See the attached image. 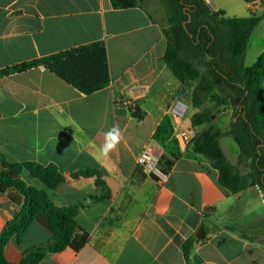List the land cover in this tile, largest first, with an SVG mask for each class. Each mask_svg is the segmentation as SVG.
Masks as SVG:
<instances>
[{
  "label": "crops",
  "instance_id": "1",
  "mask_svg": "<svg viewBox=\"0 0 264 264\" xmlns=\"http://www.w3.org/2000/svg\"><path fill=\"white\" fill-rule=\"evenodd\" d=\"M145 1L115 9L111 0H0V71L95 42H103L108 54L110 85L90 95L42 66L0 77V158L57 166L64 182L54 190L28 171L22 178L58 207L78 205L76 222L88 234L79 252H48L38 264H186L183 244L189 239L198 240L189 264H264V198L258 188L230 193L210 161L190 149L164 179L138 165L143 152L156 160L164 153L153 139L164 116L174 130L205 127L191 123L204 108L191 103L194 86L183 85L164 62V10L157 7V19ZM206 2L229 18L264 13V0ZM263 53L264 19L250 37L245 65L253 66ZM127 90L142 119L121 104ZM178 102L186 106L179 119L173 114ZM231 122L232 109L220 108L214 124L227 132ZM113 125L122 140L104 158L99 148ZM221 146L226 155L228 146ZM12 195L18 193L0 192V235L21 211ZM201 226L205 236L198 239ZM53 243L52 233L34 221L11 238L6 260L20 264Z\"/></svg>",
  "mask_w": 264,
  "mask_h": 264
},
{
  "label": "trees",
  "instance_id": "2",
  "mask_svg": "<svg viewBox=\"0 0 264 264\" xmlns=\"http://www.w3.org/2000/svg\"><path fill=\"white\" fill-rule=\"evenodd\" d=\"M254 3L260 0H244ZM115 9L141 6L143 0H111ZM165 13L167 27L164 62L183 85L194 86L191 103L204 107L195 114L193 126H205L191 141L194 154L207 158L218 171L220 186L232 194L249 188H258L264 198V53L253 66L245 65L250 37L264 19L225 17L224 12L213 11L206 0H159ZM45 67L60 79L85 95L103 90L110 85L109 61L106 45L95 42L0 71V77ZM195 84V85H194ZM211 102L212 106H207ZM222 107L232 109L230 129L223 132L215 124V115ZM137 119L140 112L132 110ZM174 127L166 115L161 120L153 139L164 153L157 160L163 174H168L175 161L182 156L181 148L173 137ZM223 137H232L239 152L236 165L226 157ZM0 192L15 190L10 196L21 207L13 221L0 235V264H10L5 250L14 235L21 236L34 221L46 227L54 243L37 248L26 255L20 264H38L48 252H60L71 247L79 252L88 240V234L76 222L78 205L58 207L48 193L29 185L23 178L28 171L31 178L39 179L48 189L54 190L64 182V176L55 165L12 164L0 158ZM240 237L259 242L257 236L246 231L229 228ZM198 240L189 239L183 244L186 264L190 263L192 248Z\"/></svg>",
  "mask_w": 264,
  "mask_h": 264
},
{
  "label": "built area",
  "instance_id": "3",
  "mask_svg": "<svg viewBox=\"0 0 264 264\" xmlns=\"http://www.w3.org/2000/svg\"><path fill=\"white\" fill-rule=\"evenodd\" d=\"M121 104L124 107L129 108L130 110L135 109V104L130 98L128 90L124 92ZM186 110V106L178 102L173 108L174 116L179 119L183 116ZM197 128H190L187 130H174L173 137L177 140L181 151H186L189 148V145L192 139L198 134ZM138 165L141 166L144 170L158 176L160 179L165 178V174H163L157 166V160L154 156H152L148 152H143L138 158Z\"/></svg>",
  "mask_w": 264,
  "mask_h": 264
},
{
  "label": "clouds",
  "instance_id": "4",
  "mask_svg": "<svg viewBox=\"0 0 264 264\" xmlns=\"http://www.w3.org/2000/svg\"><path fill=\"white\" fill-rule=\"evenodd\" d=\"M122 130L117 125H113L104 133V142L99 148V155L108 158L110 153L116 150L122 140Z\"/></svg>",
  "mask_w": 264,
  "mask_h": 264
},
{
  "label": "rangeland",
  "instance_id": "5",
  "mask_svg": "<svg viewBox=\"0 0 264 264\" xmlns=\"http://www.w3.org/2000/svg\"><path fill=\"white\" fill-rule=\"evenodd\" d=\"M144 4L148 7L149 11L154 16H156L157 19H159V16L155 13V10L157 9V7H159V8L161 7L159 0H146ZM221 142H222L224 149L226 146H228V151L226 150L225 152H226V155H227L228 159L230 160V162L231 163H234V162L237 163V156H238L239 149H238L237 144L233 140V138L232 137H223L221 139Z\"/></svg>",
  "mask_w": 264,
  "mask_h": 264
},
{
  "label": "water",
  "instance_id": "6",
  "mask_svg": "<svg viewBox=\"0 0 264 264\" xmlns=\"http://www.w3.org/2000/svg\"><path fill=\"white\" fill-rule=\"evenodd\" d=\"M204 236H205V233H204V226H201V228H200V230H199V232H198V234H197V238H198V239H203Z\"/></svg>",
  "mask_w": 264,
  "mask_h": 264
}]
</instances>
